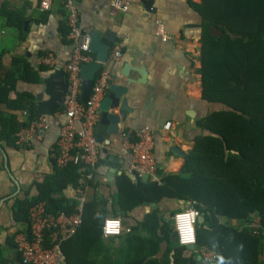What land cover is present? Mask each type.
<instances>
[{
  "label": "crops",
  "instance_id": "1",
  "mask_svg": "<svg viewBox=\"0 0 264 264\" xmlns=\"http://www.w3.org/2000/svg\"><path fill=\"white\" fill-rule=\"evenodd\" d=\"M63 1L52 0L49 9L41 10L39 0H0V78L14 59L28 63L39 78L37 81L18 79L9 93L10 98L28 93L36 105V94L43 92L45 78L61 70L66 80L64 65L69 60L72 45L62 33L66 19ZM71 1L77 9L83 34L87 35L91 30L109 31L114 33L115 41L122 43L121 57L110 60L108 56L102 67L110 73L109 86L118 84L126 89L120 100L125 98L127 107L115 132L107 131L109 122L104 121L100 111L94 132L102 136L99 148H107V154L102 162L98 156L92 170L94 187L86 185L83 188L85 202L95 200L97 210L103 212L104 217L116 214L122 231L119 235H100L91 239L87 249L79 254L89 261L99 262L109 255L111 264H121L120 258L125 256L123 251L134 247L136 236L145 233L140 225L152 208H157L159 215L168 219L170 212L195 204L191 200L162 197L158 201L144 200L129 207L126 202L119 204L116 197L120 175H126L134 184L151 179L148 176H136V180L130 177V152L125 140L133 139L136 129L148 126L153 131L159 181L162 175L181 170L184 156L193 147L195 138L203 133L197 121L217 107L203 97L201 74L197 71L201 67L199 55L204 19L194 4L202 0H130L125 11L114 9L112 0ZM7 13H12L20 26L9 25ZM157 21L164 23L167 41H162L156 34ZM47 53L52 54L54 66L38 63L40 56ZM125 66H130L127 75L123 74ZM43 97L47 96L44 94ZM0 110L6 115H14L19 122L27 117L23 114L25 110L3 103ZM40 115L47 128H38V136L29 143L3 140L0 143V264H19L14 238L18 233H26L28 224L20 218L16 200L36 195V184L55 169L53 154L58 131L66 117L63 107L52 115ZM165 122H170L166 130L162 128ZM62 194L67 199H75L79 192L68 185ZM164 248L161 244L157 257ZM190 249L198 251L195 244L186 248ZM67 254L70 258L79 256L73 253V246ZM62 256L65 261L66 254L62 253ZM262 258L264 260V247ZM202 260L200 264L209 262Z\"/></svg>",
  "mask_w": 264,
  "mask_h": 264
},
{
  "label": "trees",
  "instance_id": "2",
  "mask_svg": "<svg viewBox=\"0 0 264 264\" xmlns=\"http://www.w3.org/2000/svg\"><path fill=\"white\" fill-rule=\"evenodd\" d=\"M194 7L204 19L197 71L203 97L217 107L197 121L203 133L195 138L179 172L136 184L122 174L116 199L129 207L162 197L195 201L194 208L204 215L195 223L198 251L186 250L174 228L173 215L187 207L170 212L168 219L152 208L140 225L145 233L136 236L134 247L123 251L121 264H200L204 259H198L201 249L216 252V259L208 264H217V257H222L221 264H264V0H202ZM6 20L20 26L12 13L6 14ZM62 28L67 35L66 20ZM18 79L39 80L29 64L19 59L3 72L0 104L28 114L19 122L0 110V143L15 142V133L38 117L30 94L10 98ZM89 173L82 163L55 164L54 172L36 184V195L16 200L20 218L29 225V208L40 201L46 203L51 216L73 214L78 200L65 198L63 189L68 185L94 187L92 178L80 182ZM96 203L92 199L83 204L76 234L60 245L66 264H111L109 255L101 262L79 255L91 239L102 235L105 217ZM161 244L165 248L157 257ZM72 246L79 255L76 258L67 254Z\"/></svg>",
  "mask_w": 264,
  "mask_h": 264
},
{
  "label": "built area",
  "instance_id": "3",
  "mask_svg": "<svg viewBox=\"0 0 264 264\" xmlns=\"http://www.w3.org/2000/svg\"><path fill=\"white\" fill-rule=\"evenodd\" d=\"M52 0H39L41 10L49 9ZM130 0H112L111 6L114 9L125 11ZM63 7L66 11V25L68 27L67 38L71 42V53L69 60L64 65L66 75L67 93L63 104V112L66 121L58 131L56 151L54 152L55 164L59 167L70 162L82 163L90 171L98 160L99 143L96 139L94 127L100 118L99 104L106 94L110 73L106 68L101 67L95 77L93 86L86 103L80 100L81 77L80 66L84 62L94 59L88 48L89 37L81 32L79 27L78 12L71 0H64ZM156 34L162 41L168 40L165 25L163 22H156ZM122 55V43L115 41L109 50L110 60H117ZM40 65L54 66L55 61L51 53L40 56ZM23 114H28L23 111ZM170 122H165L162 128L168 129ZM38 128H47L43 116L39 115L32 120L28 127L20 128L15 133L17 143H29L38 136ZM133 139L125 140V144L130 152V162L128 170L135 176H148L153 181L158 180L157 164L153 153V131L150 127L138 128L133 133ZM91 174H86L80 178L83 184L91 178ZM86 187V185L84 186ZM76 211L71 215L59 213L51 216L46 211L44 201L37 202L30 206L29 229L27 233L16 234L14 240L19 254V264H66L60 249L61 243L72 237L81 223L83 204L85 198L83 188L78 187ZM191 212L192 216L184 219V214ZM200 216L198 209L189 206L173 215L174 228L177 233L178 242L181 245H194L195 223ZM109 219L118 221L117 231L108 232L105 230V222ZM122 231V224L118 217L107 216L104 218L101 232L103 236L119 235ZM200 256L207 261L216 259L214 250H200Z\"/></svg>",
  "mask_w": 264,
  "mask_h": 264
},
{
  "label": "water",
  "instance_id": "4",
  "mask_svg": "<svg viewBox=\"0 0 264 264\" xmlns=\"http://www.w3.org/2000/svg\"><path fill=\"white\" fill-rule=\"evenodd\" d=\"M89 37L88 48L94 55V59L89 62H84L80 66L81 77V95L80 100L82 103H86L93 86L96 74L102 67L103 63L107 61L108 52L115 42V36L113 32H101L98 30H91L87 33ZM125 66L123 74L127 75V68ZM141 73L142 70H139ZM116 77V75H115ZM44 90L43 92L36 94L37 103L35 105V112L37 114L52 115L56 110L63 107L66 93L67 84L64 78V73L61 70H56L52 75L43 80ZM108 93L104 95L99 104V110L103 113L104 121L109 122L108 132H115L116 125L124 116V109H126V99L120 98L125 94L126 89L118 84H112L108 87ZM47 97L44 98L43 95ZM119 109L118 112H115ZM98 142H102V136L95 134ZM107 154V148L101 147L98 151L99 162H102ZM113 165L112 163H108ZM130 177L136 180V176L130 173ZM183 201V200H181ZM147 205V202H144ZM204 219V215L201 214L197 221L200 222ZM187 248H192L193 245H186ZM200 258V256H198Z\"/></svg>",
  "mask_w": 264,
  "mask_h": 264
},
{
  "label": "clouds",
  "instance_id": "5",
  "mask_svg": "<svg viewBox=\"0 0 264 264\" xmlns=\"http://www.w3.org/2000/svg\"><path fill=\"white\" fill-rule=\"evenodd\" d=\"M193 213L191 212H188L186 214H184V219H187V217H190L192 216ZM106 224V227H105V230L108 231V232H116L117 231V224H118V221L115 220V219H109L105 222ZM222 262V257H217V264H221Z\"/></svg>",
  "mask_w": 264,
  "mask_h": 264
}]
</instances>
